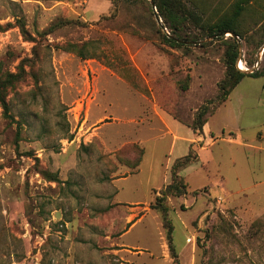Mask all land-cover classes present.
Returning a JSON list of instances; mask_svg holds the SVG:
<instances>
[{
	"label": "rangeland",
	"instance_id": "374dc122",
	"mask_svg": "<svg viewBox=\"0 0 264 264\" xmlns=\"http://www.w3.org/2000/svg\"><path fill=\"white\" fill-rule=\"evenodd\" d=\"M205 1L213 14L234 0ZM258 10L235 40L241 65L261 73ZM0 26V79L23 69L6 92L17 143L0 108V264H264V76L240 81L206 139L207 123L201 136L188 126L217 101L225 45L196 25L173 49L149 0H0ZM87 41L97 57L56 48ZM188 154L186 194L166 199L173 259L150 204Z\"/></svg>",
	"mask_w": 264,
	"mask_h": 264
},
{
	"label": "trees",
	"instance_id": "16d2710c",
	"mask_svg": "<svg viewBox=\"0 0 264 264\" xmlns=\"http://www.w3.org/2000/svg\"><path fill=\"white\" fill-rule=\"evenodd\" d=\"M131 1V0H125ZM154 5L157 18L161 21V28H165L169 35L162 36V44L169 48H181L186 47L185 43L188 40L184 37V29L189 23L194 24L201 31L202 38H215L225 45L223 64L225 67L224 78L217 83L218 97L216 103L212 104L213 108H209V104L205 103L196 112L193 122L188 126L193 133L202 135V128L207 123V118L215 112L216 108L223 104L227 99L231 91L240 83L245 76L260 77L264 76V72H253L245 75L236 68V61L239 56L237 41L228 37L224 39V35L232 33L238 39H241L244 35L246 23L245 17L249 14L253 4L258 5L259 19H264V0H234L227 10L219 13L218 11L213 14H208V2L205 0H149ZM65 25L64 22H58L48 28L47 33H51L57 28H62ZM19 28L23 34L25 31L23 25H19ZM3 27L0 26V32L3 31ZM27 36V35H26ZM32 40V39H28ZM98 42L87 41L78 44L66 43L63 46H56L65 52L73 53L82 59L97 57L96 50L98 49ZM248 67H252L253 64L248 61ZM23 69L20 68V72L17 74H7L3 79H0V108L3 112V117L8 121V124L16 126V139L18 142L20 136L21 124L15 121L10 114L9 106L6 101V92L8 88L22 78ZM127 82L131 86L136 87L134 82L126 78ZM187 88V83L182 86ZM210 104V105H211ZM120 154L119 152L117 153ZM142 154V151H139ZM139 158L132 164L131 167L136 168L140 163ZM120 159V158H119ZM196 158H191L190 154L186 155L182 159L176 160L170 167V180L163 189L160 190V197H155L154 202L150 204V208L159 213L162 222V227L165 231V239L169 248L170 255L173 259H176L175 248L172 241L173 226L169 217V207L166 205V199L168 197H180L186 194V183L179 175V171L187 168L195 162ZM129 164V163H128ZM43 175L51 182H58L57 177L52 175Z\"/></svg>",
	"mask_w": 264,
	"mask_h": 264
},
{
	"label": "crops",
	"instance_id": "0c3cea01",
	"mask_svg": "<svg viewBox=\"0 0 264 264\" xmlns=\"http://www.w3.org/2000/svg\"><path fill=\"white\" fill-rule=\"evenodd\" d=\"M206 126V127H205ZM204 126V128H203V133H204V137L207 139V138H216V137H214V134L212 133V129H211V127H210V125L208 124V122H207V124ZM174 130H172V127H171V133H172V136H171V138H172V144H171V151H174V149H175V147H176V142L178 141V140H182L180 137H178L177 135H175V133L173 132ZM232 135V134H231ZM196 136V138H190L188 141H186V143H190V145L191 144H193L194 142H196V140L198 139V136L197 135H195ZM203 137V136H202ZM257 139L258 140H263L264 139V136H262V135H258L257 136ZM190 147V146H189ZM209 147H211V146H209ZM209 147H207V148H209ZM205 149V148H204ZM203 149V150H204ZM189 150V149H188ZM127 179V178H126ZM126 179H124V180H126ZM124 180H122V182L124 181ZM121 188V187H120ZM120 188H119V190H120ZM119 190H118V192H117V195H118V193H119ZM120 203H125V202H120ZM127 204H129V203H127Z\"/></svg>",
	"mask_w": 264,
	"mask_h": 264
},
{
	"label": "water",
	"instance_id": "95a60500",
	"mask_svg": "<svg viewBox=\"0 0 264 264\" xmlns=\"http://www.w3.org/2000/svg\"><path fill=\"white\" fill-rule=\"evenodd\" d=\"M151 3V2H150ZM151 5H152V7L154 8V5L151 3ZM226 36H229V37H232V38H234V39H236L237 41H238V38L235 36V35H233L232 33H227V34H225ZM238 51H239V56H238V59H237V65H238V63L241 61V53H240V45H238ZM257 59L258 60H260V57L258 56L257 57ZM240 70V69H239ZM242 73H244V72H246V73H244L245 75H247V74H249V73H247V72H250V74L251 73H253V71L251 70V71H249V70H247V71H242V70H240Z\"/></svg>",
	"mask_w": 264,
	"mask_h": 264
},
{
	"label": "bare ground",
	"instance_id": "6f19581e",
	"mask_svg": "<svg viewBox=\"0 0 264 264\" xmlns=\"http://www.w3.org/2000/svg\"><path fill=\"white\" fill-rule=\"evenodd\" d=\"M238 68L242 71H246L247 69L245 67H243L241 64L238 65Z\"/></svg>",
	"mask_w": 264,
	"mask_h": 264
},
{
	"label": "built area",
	"instance_id": "2783aa9c",
	"mask_svg": "<svg viewBox=\"0 0 264 264\" xmlns=\"http://www.w3.org/2000/svg\"><path fill=\"white\" fill-rule=\"evenodd\" d=\"M241 64V61L238 63V65Z\"/></svg>",
	"mask_w": 264,
	"mask_h": 264
}]
</instances>
